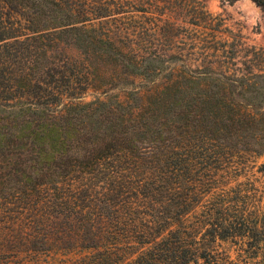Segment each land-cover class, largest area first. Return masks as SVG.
<instances>
[{
	"label": "trees",
	"instance_id": "trees-1",
	"mask_svg": "<svg viewBox=\"0 0 264 264\" xmlns=\"http://www.w3.org/2000/svg\"><path fill=\"white\" fill-rule=\"evenodd\" d=\"M158 3L0 0V264L73 251L88 264H264L255 193L216 174L264 154V73L159 68L119 47L138 44L123 25Z\"/></svg>",
	"mask_w": 264,
	"mask_h": 264
},
{
	"label": "rangeland",
	"instance_id": "rangeland-1",
	"mask_svg": "<svg viewBox=\"0 0 264 264\" xmlns=\"http://www.w3.org/2000/svg\"><path fill=\"white\" fill-rule=\"evenodd\" d=\"M158 2L159 6L152 13L134 14L132 20L128 22V19L123 25H129L130 29L141 33L138 44H117L119 47L132 46L143 58L154 52L164 59L162 63L153 62L159 68H162L165 61L168 62L164 67L176 62L174 67L179 71L182 68L180 64L197 67L215 62L213 68L218 63L221 65L220 69L228 74L238 71L245 75L247 71L253 74L264 73V7L252 0ZM116 73L115 78L111 70L108 72V78L114 84L127 80L128 77L122 75L121 71ZM158 74L159 82L156 85L169 76L168 71L162 69ZM132 79L136 84L143 81L136 76ZM149 89L150 87L141 85L139 91L151 94ZM113 94L124 99V92L119 89ZM95 95L96 92L88 91L83 100L89 102ZM263 163L264 154L258 157L236 155L222 167V172L218 170L216 173L217 176H224V188L227 190L240 188L255 193L260 217H264V175L258 173L257 168ZM215 166L219 168L220 163ZM220 250L234 256L231 246L225 244ZM87 255V252L78 251L40 255L35 257V264H88L91 263L89 257H94Z\"/></svg>",
	"mask_w": 264,
	"mask_h": 264
}]
</instances>
